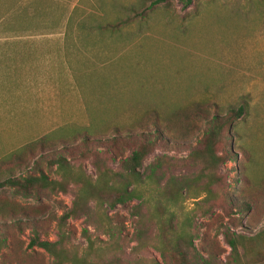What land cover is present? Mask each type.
<instances>
[{
	"label": "rangeland",
	"instance_id": "1",
	"mask_svg": "<svg viewBox=\"0 0 264 264\" xmlns=\"http://www.w3.org/2000/svg\"><path fill=\"white\" fill-rule=\"evenodd\" d=\"M73 1L59 0L58 9L61 18L64 9L70 17L65 40L66 57L74 65L69 87L74 118L28 117L16 107L11 109L7 99L0 107V159L21 154L24 146L45 136L52 142V147L32 149L1 166L0 182L42 171L51 179L65 181L66 191L25 192L6 185L0 187V204L15 219L43 221L40 238L56 241L58 219L78 193L76 177L95 179L98 174L94 153H101L99 163L120 171L119 161L144 139H152L150 132L160 129V140L154 139L155 146L140 168L149 173L156 161L161 164L151 179L143 177L142 190L150 202L149 207L140 206L145 218L132 212L141 202L138 199L107 208V213L117 227L118 255L142 264L162 263L152 246L158 217L148 216L147 209L153 212L159 191L171 177L196 174L198 167L189 152L199 145L208 127L206 119L229 115V110L243 106L224 147L231 158L217 170L223 183L210 193L184 189L179 201L167 208L176 214L174 224L190 219L196 253L204 258L211 255L213 264H232L223 231L251 237L264 229V0H192L187 8L178 0L156 4L155 0H75L71 6ZM82 13H88L84 23L91 21L93 30H98L97 24L127 20L115 32H84V26L73 31L72 23ZM0 57V65L13 62L9 55L5 60L4 55ZM195 111H201V116L185 119ZM118 133L139 137L116 147L109 138ZM87 137L95 139L88 147L76 144ZM61 157L68 160L65 170L56 169ZM64 229L70 244L80 249L87 245L83 229L91 238L102 240L97 245L110 242L84 216L68 218ZM31 230L27 226L21 232L11 231V236L21 241L20 252L27 262L49 264L52 258L42 249L31 253L26 247ZM8 252L1 251L0 262ZM103 252L106 259L112 255L106 248ZM241 264H264V259L251 263L250 257H243Z\"/></svg>",
	"mask_w": 264,
	"mask_h": 264
},
{
	"label": "trees",
	"instance_id": "2",
	"mask_svg": "<svg viewBox=\"0 0 264 264\" xmlns=\"http://www.w3.org/2000/svg\"><path fill=\"white\" fill-rule=\"evenodd\" d=\"M162 0H155L154 4ZM182 8H187L192 0H178ZM126 19L106 22L101 26L102 30L115 32L120 29ZM243 106H239L236 111L229 110V115H215L207 121V129L203 134L199 145L189 152V158L198 170L191 177H171L164 183L162 190L159 191L158 198L155 201L153 212L148 211V216L154 218L157 238L152 242V246L159 252L162 258V263L152 262V264H213V257L210 255L207 258L202 257L194 251L193 234L191 232V221L185 219L182 225L174 224L176 214L173 210L168 211V206L174 205L179 201L184 189H198L210 193L213 186H220L223 183L222 175H219L218 167L231 158L230 151L224 150V147L231 140L230 127L232 122L243 114ZM202 114L201 111L189 113L188 118L197 119ZM160 129L150 132L154 137L144 139L142 143L134 149L131 154L119 161L120 171H114L107 167L103 161H100L97 156L101 153L95 152V160L93 162L96 171L98 172L95 179L77 176L75 184L77 185L78 193L75 194L73 203L70 209L65 211L58 219V238L56 241L43 240L40 238L39 228L42 227L43 221L15 219L9 215L8 210L4 205L0 204V253L4 249H8V253L4 255L5 259L0 264H35L26 260V255L20 252L21 241L17 240L11 231L16 230L21 232L24 227L32 228V236L29 238L27 248L31 249V253L35 252V248H40L46 252L51 258L49 264H142V262L129 261L128 258H123L117 253H121V245L117 239V227L112 224L111 217L107 213L108 209H114L117 205H124L134 199L141 200L138 205H134L132 212L140 218H145L142 213L141 205L146 204L149 207V198L144 197L142 190L146 182V178L151 179L153 173L161 167V164L156 161L150 166L149 173H142L140 168L145 157L151 153L155 146V140H160ZM162 132V131H161ZM117 135L110 137L111 144L116 147L118 144L128 143L138 135ZM46 137V136H45ZM42 137L38 141H34L29 146H24L19 152H14L8 155L7 158L0 159L1 166L10 163L13 157L23 156L25 152H31L32 149L43 150L45 145L52 147V142ZM93 138L87 137L83 141L76 144L88 147ZM165 140V139H164ZM75 144V143H74ZM73 144V145H74ZM65 145V144H64ZM35 146V147H34ZM26 153V154H27ZM67 159L59 158L57 168H64L67 164ZM65 170V168H64ZM261 180L260 182H262ZM65 181H56L48 177L42 171L38 174H30L22 179H6L0 182V187L12 186L18 190L28 192L33 189H50L52 191H66ZM164 200V202H163ZM95 208L91 207V204ZM167 214V216H165ZM84 216L90 224L96 229L102 230L107 234L110 242L105 246L97 245V241L102 242L100 238H91L86 229H83L82 234L87 242L85 248L80 249L75 245H71L68 232L64 229L65 221L71 217ZM141 222V221H140ZM223 238L230 248V262L232 264H241L243 257H250L251 263H259L264 259V229L255 235L248 237L243 234L235 233L229 229L223 231ZM140 235L138 240L141 244ZM111 252L110 258H104V249ZM137 249L136 247H133ZM192 255L190 256V252ZM28 256V255H27Z\"/></svg>",
	"mask_w": 264,
	"mask_h": 264
},
{
	"label": "crops",
	"instance_id": "3",
	"mask_svg": "<svg viewBox=\"0 0 264 264\" xmlns=\"http://www.w3.org/2000/svg\"><path fill=\"white\" fill-rule=\"evenodd\" d=\"M55 2L54 6L53 0H0V55L13 59L9 65H0V107L7 99L11 109L16 107L28 117L74 118L69 99L74 65L66 57L65 40L70 17L64 9L61 18L59 0ZM87 14L72 23L73 31L84 26V32L99 33L103 24L93 30L91 21L84 23Z\"/></svg>",
	"mask_w": 264,
	"mask_h": 264
}]
</instances>
